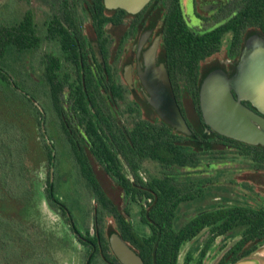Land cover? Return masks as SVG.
Listing matches in <instances>:
<instances>
[{"label":"flooded vegetation","instance_id":"flooded-vegetation-1","mask_svg":"<svg viewBox=\"0 0 264 264\" xmlns=\"http://www.w3.org/2000/svg\"><path fill=\"white\" fill-rule=\"evenodd\" d=\"M1 2L0 24L16 10L8 0L6 4ZM44 7L46 15L42 25L36 16L41 32L44 28L47 30L44 23L53 18L56 10L53 4ZM243 7L244 0H150L140 12L125 15V26L119 23L122 14L116 13L122 9L106 7L111 12L105 27L109 40L100 42L91 22L83 24V18H77L90 45L85 50L79 46L78 58L65 54L59 40L46 36L40 49L19 59L15 65L17 72H9L10 88L6 90L8 84L0 79V132L7 130L18 138L13 140V148L7 142L9 155L15 149L19 150L20 157L26 155L23 141H19V132L23 134L25 126L4 125L1 120L2 116L10 115L5 110V101L6 97L11 99V94L18 96L13 100L23 104V112L29 113L27 121L37 123L39 134L45 133L47 122L51 123L57 141L67 154L68 160L60 158L58 164L55 147L45 142L40 145L43 152L35 155L37 164L30 166L33 169L37 167L38 177H42L48 205L69 225L84 264H91L87 259L88 246L94 245L91 239L95 236L94 217L99 208L96 195L87 186L77 165L80 162L75 153L94 151L101 156L107 150L112 153L113 160L109 163L104 161V164H115L119 169L110 176L102 168L98 171L99 178L105 179V193L112 202L110 211H104V215L106 233L108 228L113 232L109 237L110 253L118 261L113 264L122 263L112 250V237L123 240L139 256L135 239L152 237V231L143 223L142 216L151 213V195L155 196L151 185L165 179L172 180L177 200L173 224L177 233L174 245L178 248L175 264H237L247 259H251L253 264H264V145L223 136L212 130L204 118L205 131L199 132L203 140L195 137L190 128V125L196 128L198 123L194 107L196 97L191 90L199 89L201 110L200 89L204 79L214 71L232 76L237 70L245 44ZM188 43L190 51L184 49ZM43 47L46 51L37 64L39 68L34 69L31 58ZM152 49L156 50L157 67L166 70L181 112L190 124L191 134H183L189 138V143L184 144L190 148L188 164L180 161L182 133L173 130V161L164 163V154L161 153L163 130L156 131L157 135L150 130L152 125L163 126L166 123L151 105L142 79L147 55ZM53 59L60 60L61 66L56 72L61 73V81L52 79V70H55ZM1 68L0 72L4 73ZM44 72L47 74L45 79ZM197 72L199 74L194 76ZM54 83L63 89L58 99L53 97ZM80 86H93L95 96L90 99L84 89L86 98L76 97L75 89ZM242 103L261 115L251 102ZM12 131L16 134H11ZM140 139L145 142L158 140L162 159L147 158L145 153L148 151L134 154V141ZM201 141L205 144L199 143ZM91 162L103 164L99 160ZM65 163H70V168L74 167L77 181L93 197L91 228L84 233L78 229L64 200L57 196L55 169ZM148 164L154 166V172H150ZM28 166L15 164V178L20 171L19 178L21 176L25 180L22 170L34 178L35 174ZM68 175L65 172L62 179L68 180ZM181 191L185 193L183 197ZM127 225L134 232V237L130 233L124 236ZM142 227L147 228L148 233H144ZM96 264L104 263L100 260Z\"/></svg>","mask_w":264,"mask_h":264},{"label":"trees","instance_id":"trees-1","mask_svg":"<svg viewBox=\"0 0 264 264\" xmlns=\"http://www.w3.org/2000/svg\"><path fill=\"white\" fill-rule=\"evenodd\" d=\"M42 7L46 5H55V13L52 19H50L47 23L45 21L44 26L47 27V30L40 31L38 24L36 23V13L32 8L24 11L21 16H17L16 10L9 14L8 18L4 23L0 24V79L5 81L8 85L7 87H11L10 78L8 74L15 73L18 70L15 69V65L18 64L21 60V57L26 55L27 53L36 51L40 49L41 45L46 40V36L50 39L59 40L62 47L66 51L65 54L75 55L78 58V50H85L89 48V41L87 37L84 35V31L82 29V24L77 18H83V24L87 21L91 22V27L99 38L100 42L109 40V35L107 34L105 27L107 26V20H109V13L104 5V0H36ZM9 5L17 6V4H31L32 0H8ZM82 11V12H81ZM116 13L122 14L119 16V23L125 26V15L131 14L124 10H119ZM243 26H244V36L245 41L252 34H258L264 38V0H244L243 7ZM68 25V28L66 27ZM124 33H126L124 31ZM78 34V35H75ZM107 35V37H105ZM76 37V39H75ZM187 51H190L191 47L188 43L187 46L184 47ZM86 55V54H85ZM84 55V56H85ZM69 56V59L70 60ZM20 59V60H19ZM87 62V58L84 59ZM43 64L45 65V59H43ZM52 66L55 70H52V79L54 82L60 80L61 81V73L56 72L57 68H60L61 63L60 60L53 59ZM10 72V73H9ZM91 74V72H88ZM78 74L81 76V70H78ZM199 73H194V76H197ZM47 76L46 72L43 73V77ZM84 89L87 91V95L90 99H92L95 94L93 91L96 89L93 86L83 88L82 86L75 89L76 97L86 98V94ZM192 92L195 93L196 104L194 107L196 109L198 120L196 128L194 125H190V128L194 132V136L200 140H203L201 132L205 131V123L203 121V117L201 114V110L199 107L198 100V91L199 89H192ZM53 97L58 99L63 94V89L56 85L55 83L52 86ZM11 99L6 97L5 110L6 112L11 114L12 107L9 105ZM85 105L87 102L85 100ZM198 126V127H197ZM152 133L154 132L157 135L158 130H163L164 135V147L161 153L164 154L163 159L160 157V152L158 145L160 144L158 140L154 142L149 139L147 142L144 139L138 140V142L134 141L135 148L133 149L134 154L142 153V151H148L145 154L147 158L153 160H161L164 163L173 161V130L170 125L164 124L161 125H152L151 129ZM200 132V133H199ZM182 137L181 146H180V161L182 163H189V155L190 148L184 144L189 143V138L183 134H180ZM199 143L205 144V141H201ZM112 153L107 150L101 153V156H98L97 152H76L75 155L80 164H77L83 178L86 181L87 186L94 192L96 195V202L98 206L97 214L94 217V232L95 236L91 239L94 243L93 247L88 246V254L87 259L91 264H96L97 261H102L104 264H113L114 261H117L110 253L109 246V237L113 233L111 229L108 228V233H106V216L104 215V211H110L112 202L106 195V191L104 189V178H99L98 171L102 168L105 173L110 176L114 173L115 170L119 171L117 165L113 164H104L109 163L112 159ZM98 156V157H97ZM198 156V154H197ZM94 160L97 163V160L103 162V164H90L91 161ZM0 164V186L4 188L5 194L7 191V185L12 183V180L9 178V174L6 172V168L11 166L10 168L14 171L15 164H4V169L1 170ZM113 165V166H110ZM168 165V164H166ZM183 165V164H182ZM15 178V176H13ZM152 190L155 193V196H152L151 202V213L148 216L143 215L142 221L144 224L148 225L152 231V237L148 240H139L135 239L137 245V251L140 256L145 260L146 264H175L176 262V251L178 248L175 247L174 242L176 241L177 233L173 229V224L175 221V207L177 204L176 197L174 198V186L172 180L165 179L164 181L156 182V184L151 185ZM183 197L185 193L183 191L180 192ZM186 194H188L186 192ZM11 196V195H9ZM53 199L54 196H53ZM60 204V203H59ZM62 205V204H60ZM64 208L66 206L63 205ZM67 210V209H65ZM65 215L67 213H64ZM3 223L0 220V233L2 232ZM125 235L129 233L134 237V232H132L127 225V228L124 230ZM181 234V233H180ZM183 234V233H182ZM183 240V238H182ZM181 240V241H182ZM17 241V240H15ZM34 241H21L15 243V250L19 254L18 259L21 255L26 256L32 249L28 247L31 246L36 247L37 243ZM0 243L2 248H0V252L8 250V243L3 239H0ZM147 245V246H145ZM23 249H26L24 252ZM145 249L148 251L146 252ZM150 249V251H149ZM2 255V254H1ZM155 257V262L153 261ZM1 258V257H0ZM17 259V258H14ZM23 260V259H20ZM28 262L23 264H33L27 259ZM26 260V261H27ZM113 260V261H111ZM42 261V259H41ZM118 262V261H117ZM35 264V263H34ZM39 264H49L42 261ZM53 264V263H52Z\"/></svg>","mask_w":264,"mask_h":264},{"label":"rangeland","instance_id":"rangeland-1","mask_svg":"<svg viewBox=\"0 0 264 264\" xmlns=\"http://www.w3.org/2000/svg\"><path fill=\"white\" fill-rule=\"evenodd\" d=\"M6 2L7 0H2L1 3L6 4ZM29 8L36 11L37 21L42 25L46 15V9L45 7H41L36 0H32V3L29 5L25 3L17 4V16H21ZM44 51L46 50L43 47V49L37 51L32 56L31 62H33L34 69L39 68L37 64L41 60ZM17 97L11 94L12 101L9 103L12 107L11 114L2 116L1 120L4 125L8 123L12 126H15V124L25 126L23 134L19 132V136L21 137L19 141H23V151L26 155L25 157H20L19 150L17 149L11 153L12 155H9L6 146L7 142L13 148V140H17L18 138L11 136L9 131L2 130L0 132L1 170L5 168L4 164H29L28 167L32 168L30 165L37 164L38 161H36L35 155L39 156L43 152L40 145L45 142L52 143L55 147L58 164L60 158L62 161L64 158L68 160L67 154H64L61 145L57 141L56 131L51 126V123L47 122L45 133L42 132V134H39L37 123L27 121L30 119V116L27 111L23 112V104H19V102L13 100L15 98L17 99ZM16 109L17 112L15 111ZM11 134L15 135L16 132L12 131ZM10 167L6 168V172L10 175L9 178L12 180V183L7 185V194H5L4 188L0 186V220L3 223L0 239H4L9 244L7 251L0 252V264H23L28 262L27 259H31L30 262L33 264H39L42 261L45 262V260L49 264H84L82 255L79 252V245L77 242L75 243L69 225L48 205L44 192V182L42 181V177H38L39 171L37 167L31 169L35 174V177L32 179L29 173L26 174L24 170L21 171L25 180L21 176L19 178L20 171L16 178H14V171ZM70 167V163L61 164L59 168L56 167L54 184L56 189L58 188L59 195L57 194V196L61 200H64V203L69 207L73 215L78 229L84 233L87 229L91 228V209L94 201L90 192L79 183V180L77 181L73 170L74 167ZM147 167L150 172H154L153 165L148 164ZM65 172L69 174L68 180L66 181L63 180ZM196 205L197 203L194 206ZM135 220L137 219L135 218ZM141 229L144 230V233H148L147 228L142 227ZM19 239L27 242L30 240L34 241L31 244L38 243L36 247L32 248L29 246L28 248L32 250L26 256L21 255L18 259L19 254L14 247ZM2 246L0 243V248ZM23 251L25 252L26 249H23Z\"/></svg>","mask_w":264,"mask_h":264},{"label":"water","instance_id":"water-1","mask_svg":"<svg viewBox=\"0 0 264 264\" xmlns=\"http://www.w3.org/2000/svg\"><path fill=\"white\" fill-rule=\"evenodd\" d=\"M108 9L140 12L150 0H104ZM156 50L148 52L146 71L142 75L149 101L159 116L172 128L186 135L191 130L177 103L166 70L156 65ZM264 38L252 34L247 38L236 72L229 76L214 71L203 81L200 104L206 124L217 133L248 144L264 145ZM112 250L122 264H144L141 257L123 240L112 237ZM237 264H253L251 259Z\"/></svg>","mask_w":264,"mask_h":264}]
</instances>
